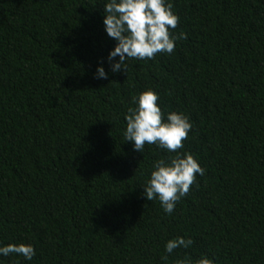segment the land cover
Listing matches in <instances>:
<instances>
[{
	"label": "trees",
	"instance_id": "1",
	"mask_svg": "<svg viewBox=\"0 0 264 264\" xmlns=\"http://www.w3.org/2000/svg\"><path fill=\"white\" fill-rule=\"evenodd\" d=\"M104 2L0 0V246L35 249L0 264H264V0H168L187 38L119 73ZM148 88L189 117L178 151L204 169L171 215L143 187L175 153L123 136ZM177 236L192 245L166 253Z\"/></svg>",
	"mask_w": 264,
	"mask_h": 264
},
{
	"label": "clouds",
	"instance_id": "2",
	"mask_svg": "<svg viewBox=\"0 0 264 264\" xmlns=\"http://www.w3.org/2000/svg\"><path fill=\"white\" fill-rule=\"evenodd\" d=\"M101 4L104 31L115 41L106 58L112 73L126 72L124 65L128 59L150 60L158 53L171 54L176 42L187 38L183 32L179 35L171 33L176 29L179 17L168 0H106ZM103 64L104 61L98 63L96 78H108ZM158 101L159 93L151 88L134 95L124 115L123 136L125 142L132 143L133 151L143 153L146 144H154L175 153L167 160L158 159L152 163L143 187L144 197L149 201L158 200L163 212L171 215L197 176L204 175V169L193 155L178 151L192 129L189 117L177 111H169L165 117ZM192 243L191 238L177 236L165 243L164 251L172 254L175 249L189 248ZM12 253L31 261L35 249L30 243L0 246V256L7 257ZM177 264H215V260L202 254L199 259L185 257Z\"/></svg>",
	"mask_w": 264,
	"mask_h": 264
}]
</instances>
